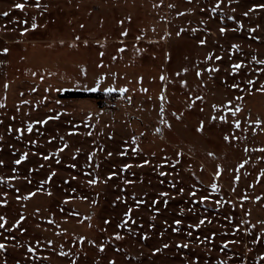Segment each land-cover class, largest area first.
Instances as JSON below:
<instances>
[{
    "label": "rangeland",
    "instance_id": "obj_1",
    "mask_svg": "<svg viewBox=\"0 0 264 264\" xmlns=\"http://www.w3.org/2000/svg\"><path fill=\"white\" fill-rule=\"evenodd\" d=\"M38 2L0 0V264H264V0Z\"/></svg>",
    "mask_w": 264,
    "mask_h": 264
},
{
    "label": "snow or ice",
    "instance_id": "obj_2",
    "mask_svg": "<svg viewBox=\"0 0 264 264\" xmlns=\"http://www.w3.org/2000/svg\"><path fill=\"white\" fill-rule=\"evenodd\" d=\"M39 6H40V5H39V2H38V0H37L36 7H39ZM15 7H16V8H20V9H22V8L24 7V5H23V4H16ZM260 7L264 8V5H260ZM250 10H251V9H250ZM3 15L7 16L8 13L5 12V13H3ZM245 15H247V13H245ZM32 27L35 28V27H36V24L33 23ZM220 31H221V33H223V32L225 31V29L221 28ZM77 39H78V38H77ZM200 43L203 44L204 41H201ZM233 47H237V46H236V45H233ZM4 51L7 52V49H4ZM121 51H123V49H121ZM217 59H220V57H217ZM253 59H255V57H253ZM258 62L261 63V64H264V60H261V61H258ZM240 67H242L241 64H235V65H233V72H235V71H236L237 69H239ZM185 71H186V69H185ZM197 75H199V73H197ZM161 79H164V77H161ZM248 83H249V84H252V81H248ZM233 87H236V85H233ZM86 90H87V91H93V92H94V91H96L97 89H96V88H90V89H86ZM259 90H260V91H264V85H262V86H261V89H259ZM105 91H107V92H112V91H114V89H112V88H108V89H106ZM120 91H121V92H124V91H126V89L121 88ZM0 106H2V105H0ZM236 111H240V109L237 108ZM233 115H235V112H233ZM51 118H52V117H50V119H51ZM221 119H223V117H221ZM41 123H46V121H41ZM257 123L259 124L260 121L257 120ZM236 126L239 127V122H237V125H236ZM28 130H29V131L32 130V126H31V125L28 126ZM198 130H199V129H198ZM225 139H228V137L226 136ZM65 147H67V145H65ZM60 151H63V149H60ZM261 151H264V149H261ZM109 155H111V153H109ZM209 155H211V153H209ZM26 157H27V154L25 153L24 155H22V156L20 157L19 160H16L15 163H16V164L21 163L22 160L26 159ZM44 159H48V157L45 156ZM2 163H3V162L0 161V164H2ZM57 163H59V161H57ZM145 163H147V161H145ZM242 166H243V165H241V167H242ZM72 167H75V165H72ZM125 167H130V165H125ZM53 175H55V173H53ZM161 175H164V173H161ZM217 175H219V173H217ZM262 175H264V173H262ZM49 179H51V177H49ZM90 183H95V181H90ZM213 188H215V185H213ZM161 195L164 196V195H167V194H166V193H161ZM190 195H195V193H194V192H193V193H190ZM24 198L27 199L28 197H24ZM204 199H206V198H204ZM129 211H131V209H130ZM125 215H126V217H127L128 214L126 213ZM21 219H23V217H21ZM0 220H4V217H0ZM209 222H210V221H209ZM17 223H19V221H18ZM106 223H107V221H106ZM175 223H176L177 225H179V224L181 223V221H180V220H176ZM204 223H205V221L202 219V220L199 221V224L195 225V227H199L200 225H202V224H204ZM3 227H4V224H3V223H0V228H3ZM190 227H191V226H190ZM177 230H178V229H173V231H177ZM188 235H191V233H188ZM116 238H117V239H121L120 236H117ZM177 246H178V247H184V248H187L189 245H188V244H183V245H177ZM226 246H227V245H225V247H226ZM4 247H5L4 244H0V249H2V248H4ZM164 247L167 248L168 245H164ZM101 250H103V248H101ZM29 251H31V249H29ZM157 251H159V249H157Z\"/></svg>",
    "mask_w": 264,
    "mask_h": 264
},
{
    "label": "trees",
    "instance_id": "obj_3",
    "mask_svg": "<svg viewBox=\"0 0 264 264\" xmlns=\"http://www.w3.org/2000/svg\"><path fill=\"white\" fill-rule=\"evenodd\" d=\"M100 92L85 91V90H65L61 93L62 97H99ZM120 95L119 93H111L110 98Z\"/></svg>",
    "mask_w": 264,
    "mask_h": 264
},
{
    "label": "built area",
    "instance_id": "obj_4",
    "mask_svg": "<svg viewBox=\"0 0 264 264\" xmlns=\"http://www.w3.org/2000/svg\"><path fill=\"white\" fill-rule=\"evenodd\" d=\"M126 99L124 100L123 99V96L120 94V95H116L114 97H112L110 99V104H109V107L111 108H116L119 106L120 103H125Z\"/></svg>",
    "mask_w": 264,
    "mask_h": 264
}]
</instances>
